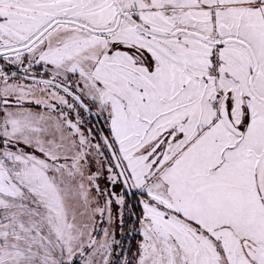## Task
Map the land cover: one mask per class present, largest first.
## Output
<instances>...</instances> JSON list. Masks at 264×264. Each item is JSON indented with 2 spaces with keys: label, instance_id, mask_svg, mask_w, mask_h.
Wrapping results in <instances>:
<instances>
[{
  "label": "snow or ice",
  "instance_id": "snow-or-ice-1",
  "mask_svg": "<svg viewBox=\"0 0 264 264\" xmlns=\"http://www.w3.org/2000/svg\"><path fill=\"white\" fill-rule=\"evenodd\" d=\"M0 264H264V0H0Z\"/></svg>",
  "mask_w": 264,
  "mask_h": 264
},
{
  "label": "rangeland",
  "instance_id": "rangeland-1",
  "mask_svg": "<svg viewBox=\"0 0 264 264\" xmlns=\"http://www.w3.org/2000/svg\"><path fill=\"white\" fill-rule=\"evenodd\" d=\"M119 238V237H118Z\"/></svg>",
  "mask_w": 264,
  "mask_h": 264
}]
</instances>
